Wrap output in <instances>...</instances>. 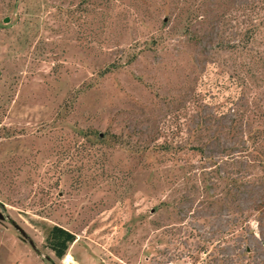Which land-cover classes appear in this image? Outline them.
Segmentation results:
<instances>
[{"label": "rangeland", "instance_id": "rangeland-1", "mask_svg": "<svg viewBox=\"0 0 264 264\" xmlns=\"http://www.w3.org/2000/svg\"><path fill=\"white\" fill-rule=\"evenodd\" d=\"M0 211V264H264V0H0Z\"/></svg>", "mask_w": 264, "mask_h": 264}, {"label": "trees", "instance_id": "trees-1", "mask_svg": "<svg viewBox=\"0 0 264 264\" xmlns=\"http://www.w3.org/2000/svg\"><path fill=\"white\" fill-rule=\"evenodd\" d=\"M48 237L51 241V247L56 250L57 254H60L64 250L66 240L72 238L73 235L64 228L53 224L48 233Z\"/></svg>", "mask_w": 264, "mask_h": 264}, {"label": "water", "instance_id": "water-1", "mask_svg": "<svg viewBox=\"0 0 264 264\" xmlns=\"http://www.w3.org/2000/svg\"><path fill=\"white\" fill-rule=\"evenodd\" d=\"M7 20V19H6ZM3 216L2 212L0 211V218Z\"/></svg>", "mask_w": 264, "mask_h": 264}]
</instances>
